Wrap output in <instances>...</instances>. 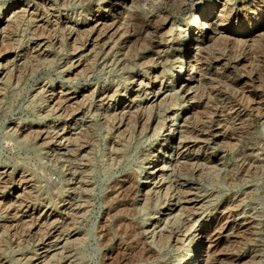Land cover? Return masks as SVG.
Masks as SVG:
<instances>
[{
	"label": "rangeland",
	"instance_id": "374dc122",
	"mask_svg": "<svg viewBox=\"0 0 264 264\" xmlns=\"http://www.w3.org/2000/svg\"><path fill=\"white\" fill-rule=\"evenodd\" d=\"M177 1L179 0H146L141 2V7L138 9L142 18L159 16L157 20L164 22V28L158 39L167 49L168 57H165L153 49L144 39L145 37L142 38L141 36L137 39L130 37L128 33L126 34L124 25L128 10L132 6L129 0H89L88 2L87 0H65L63 5H59L60 0H0V20L5 15L9 16L10 20H14L25 10L24 18L27 20L29 14L45 6L44 11L48 14V25L52 26L60 17L70 18V22H73L74 18L84 16L90 20L91 25L98 27L99 30L103 27L95 24L96 20L108 25L112 21L117 22L102 47H95L88 42H82L79 57L71 51L78 44L72 43L67 35L61 44L51 43L49 62L38 66L30 77H25L20 81H16L12 77L9 84L4 88L0 105V172L6 171L9 179L13 180L8 184L5 193H0V198L19 195L18 201L15 200L14 202H20L27 196V190L31 187L33 189L31 208L37 209L41 214L45 212L48 224L60 223L66 213L61 209V201L64 200L65 193L61 192L64 179L60 170V161L56 160L55 154L51 150H47L40 140H27L26 134L24 136L17 135L18 137L11 134V126L13 123H17L30 125L32 130L48 128L52 131L61 124L62 119L59 114L51 111V107H46L53 105L55 102L53 97L50 98L48 94L42 97L36 95V92L45 84L51 85L58 96L63 93L82 95L87 90L98 92L106 90L108 95L103 104L99 101L100 96H97L92 104V110L85 115L89 119L91 118V128L93 135H95L91 155H89L88 171L93 183L91 197L93 206L88 209L83 221L77 224L75 232L78 233L76 235L72 233L65 240L56 236L44 244H40L35 239L25 242L7 239L0 251V256L5 264H25V262L31 264V261L27 263L28 259H32V262L36 264H51L56 258L63 256L67 250H73L72 255H75V259L72 258L71 261L64 263L62 260L61 264H104L105 261L107 262L106 255L112 251H114L111 255L113 263L125 264L126 262H121L122 255H116L120 250V253L125 250L123 255H126V258L128 256L135 257L130 240L125 239L124 236L119 237L114 232L116 220L122 215L120 211H112L109 214L107 224L105 223L107 234L111 236L110 240L103 243L102 237L96 236V229L105 220V195L108 191L106 187L114 179L120 178L124 172L134 171L137 175L134 179L137 186L135 195L139 202L140 192H138V188L154 190V186L159 185L157 182L162 177L160 176V168L164 172L170 168L174 156L170 154L169 149H165V145L170 147L173 143L174 138L171 135L176 134L175 130L180 121H193L197 114V118L200 115V109L195 108L196 99H191L192 94L190 93L184 94L180 86L190 66L187 53L192 40H197L199 43L202 33L205 35L215 34L216 37L214 38L218 39L219 34L239 35L243 31L252 29L256 31V35L260 36H255L250 42L251 44L254 43L252 44L253 47L257 46L254 49H260L264 45V0H183L180 4ZM44 2L47 5H44ZM190 5H193L195 10L189 12L187 8ZM50 6L56 8L49 9ZM226 12L231 14L233 21L229 23L225 21L212 26L216 20L212 16L220 17ZM205 17H208L206 24H204ZM210 17L211 20H209ZM6 23L0 24L2 32L6 28ZM76 26L78 27V24ZM81 26L83 27L84 24H81L79 28L84 31L86 27L82 28ZM53 28H58V25ZM212 29L218 33L212 34ZM27 32H20L18 36L21 47L26 45ZM212 41L208 43H213ZM96 52H99L98 56L94 57ZM123 57L126 59V63L119 67L116 61ZM78 59L89 60V69L80 71L75 77L68 76L65 68L69 62L72 64ZM5 66V59H0V71H3ZM194 85L196 82H192L188 86ZM112 94L114 96L109 97ZM135 98L137 100L146 98L147 101L153 98V104L142 102L141 107L146 111H151L152 114L158 113L160 123L151 122L145 132L140 133L135 130L129 138L124 139L122 142L124 143L122 148L125 149L124 157L119 165H115L112 157L108 155L110 141L115 134L105 121L106 114L110 110L108 105H122L125 101ZM74 105L72 104V106ZM45 108L46 111H44ZM68 127L67 132L71 134L77 128L73 123ZM244 135L247 136L244 138V142L242 141L244 144L241 143L235 148L232 147L233 149L227 148V150L221 145L222 143L211 146L205 152L202 149L194 148L191 151L193 154L208 159L209 163L215 165L217 169L204 176L183 174L181 178L190 184L192 193L199 192L204 195L215 193L211 206L221 200H227L226 197L229 195L235 194L242 198L243 201L238 208L240 212L238 211L228 219L221 220L219 216H208L206 212L191 222L194 227L199 226L200 228L224 222L227 225H236L238 222H242L243 226L248 224L247 227L253 230V234L241 240L240 245L234 235H229L228 238L220 241L219 247L221 250L230 247L235 250L239 249L243 254V261L264 264V172L261 170L252 178L246 177V181L245 179L241 181L237 179V181L238 171L233 167L235 162L245 155L253 159L260 160L262 158V151L259 148L264 141V117H254L250 128ZM56 140L60 144L68 142L66 138H57ZM252 143V151H244L243 145L251 148ZM228 170L234 171L231 173L232 175L230 174L231 171L228 172ZM22 173L29 179L28 183H19L18 179ZM167 173L170 174V172ZM224 174H227L231 179L233 178L232 181L236 184L233 183L232 187L229 186L222 178ZM211 175L213 176L209 177ZM172 190L173 186L168 192ZM165 204L163 196L157 197L156 202L152 203L148 209L138 211L135 220L143 230L147 246L158 253L155 261L163 259L170 264H192L194 257L198 254L199 245L196 244L198 241L196 237H191L183 243L181 241L174 243L170 240L166 241L164 245H160L156 238L151 237L150 231L154 223L158 221L159 224L163 218L165 219L164 222L166 220L168 222L178 218L181 214V211L175 210L169 213L164 210ZM23 211L24 209L21 207L19 215L13 219L16 220L20 216H23V219H29L26 217L28 213ZM4 215V212L0 210V224L4 220L8 223L13 220ZM258 249L262 250L260 258H253L252 260L248 257ZM201 259L202 257H199V260ZM132 263L142 264L133 261Z\"/></svg>",
	"mask_w": 264,
	"mask_h": 264
},
{
	"label": "bare ground",
	"instance_id": "6f19581e",
	"mask_svg": "<svg viewBox=\"0 0 264 264\" xmlns=\"http://www.w3.org/2000/svg\"><path fill=\"white\" fill-rule=\"evenodd\" d=\"M129 1L132 6L128 10L127 20L124 25L126 34L128 33L130 37L137 39L141 36L142 38L145 37L144 39H146L153 49L159 54L168 57L167 49H165L158 39L164 28V22L157 20L159 16H148L149 18H142L140 16L138 9L141 7V2H145L146 0ZM182 1L179 0L177 2L180 4ZM64 2L65 0H60L59 5H63ZM44 5L47 4L44 2ZM55 8L49 7V9ZM44 9L45 6L33 11L28 15L27 20L24 18L26 10L15 19L13 18L14 20H10V17L6 15L0 20V24L7 22L3 32L0 30V59H5L6 61L5 68H3V71H0V105L2 103L4 88L9 84L12 77L16 81L30 77L38 66L50 61L51 51L49 47H51V43L59 45L67 35L70 37L72 43L78 44L71 51L79 57L81 55L82 42L84 43L85 41L95 47H102L108 34L117 25V22L114 21L108 25L96 20L95 24L102 25L103 27V29L100 28L101 30H99L98 27L90 24V20L87 17L82 16L74 18L73 22H70V18L60 17L52 26L48 25V14ZM187 10L191 12L195 10V7L190 5ZM207 18L205 17L204 24H206ZM212 18H216L212 26L225 21L227 23L233 21L229 12L224 13L220 17L212 16ZM209 20H211V17ZM76 24H78V27ZM81 24H84L86 27L84 31L79 29ZM56 25H58V28L54 29L53 27ZM71 25H74V27H71ZM24 31H28V37L26 36V45L21 47L18 36L20 32ZM211 32L212 34L218 33L214 29ZM255 33L256 31L250 29L249 31H243L239 35L230 33L219 34L217 36L218 39L214 38L216 37L215 34L205 35V33H202L199 43L197 40H192L191 47L187 53L190 66L180 86L184 94L190 93L192 94L191 99H196L195 108L200 109H198L200 115L197 118V114L196 118L192 119L193 121H180L178 128L175 130L176 134L171 135L174 138L173 143L170 147L165 145V149H169L170 154L174 156L170 168H167L165 172L160 168V176L162 177L157 182L159 185L154 186V190L138 188V192H140L139 202L135 195L137 186L134 179L137 175L134 171L124 172L120 178L114 179L106 187L108 191L105 195V220L96 229V236L102 237L103 243L109 241L111 236L107 234V226L105 225L109 220V214L112 211L116 212V210L122 213L116 220L114 232L119 237L124 236L125 239L130 240L135 252L134 258L131 256L126 258V255H123L125 250L120 253V249L118 252L115 249L116 255H122V263L133 264V261L135 263L141 262L142 264L153 262V264H170L163 259L155 261L158 253L147 246L143 230L135 220L138 211L148 209L152 203L156 202L157 197L161 196H163V201L166 202L164 210L169 213L175 210L177 212L181 211V214L178 218H174L168 222L167 220L164 222L165 219L163 218L159 224L157 221L153 224V227L151 226V237L156 238L160 245H164L166 241L170 240L174 243L178 241L183 243L191 237H196L198 240L196 244L199 245L198 254L194 257L192 264H256V262H250L249 259L260 258L261 249H258L256 252L253 251L248 256L250 257L248 263L243 261L241 250L231 249V247L221 250L219 247L220 241L228 238L229 235H234L238 240L237 243L240 245L241 240L253 234V230L247 227L248 224L247 226H243L242 222H238L236 225H227L224 222L200 228L199 226L194 227L191 222L200 218L206 212L208 216H219L221 220L228 219L238 213V208L243 201L242 198L235 194L229 195L226 197L227 200H221L211 206L215 193L211 195H204L199 192L192 193L190 184L187 180L181 178L183 174L204 176L208 172L217 169L215 165L209 163L208 159L193 154L191 151L194 148L202 149L205 152L211 146L218 143H222L221 145L226 149L235 148V146H239L244 142V138L247 137L244 134L250 128L254 117H264V45L260 49H254L257 46L253 47L252 44L254 43L251 44L250 42H252L251 40L255 36H258ZM211 41L213 43L209 44L208 42ZM98 53L96 52L94 57H97ZM116 63L119 67L124 66L126 59L124 57L120 58ZM88 69L89 60L78 59L72 64L69 62L65 68V72H67L68 76L75 77L80 71H87ZM192 82H196V85L188 86ZM1 86L3 87L1 88ZM85 92L83 94L86 95L63 93L58 96L51 85L45 84L36 92V95L42 97L48 94L50 98L53 97V101H55L53 105L46 107H51V111L59 114L62 119L61 124L52 131L48 128L32 130L30 125L12 124L10 129L12 131L11 134L16 136H24L26 134L25 138L27 140H40L47 150H51L55 154L56 160L60 161V170L64 179L61 192L65 193L64 200L61 201V209L66 213L60 223L48 224L45 212L41 214L37 209L31 208V193L33 192L31 187L27 190V196L21 199L20 202H14L15 200L18 201L19 195L1 197L0 210L4 212L6 218H16L19 215V209L22 207L24 209L23 212L28 213L26 217L29 219L26 220L23 219V216H20L16 220H11L10 223L4 220L0 224V251L7 239L15 242H25L35 239L40 244H44L56 236L59 239L65 240L72 233L76 235L78 233L75 232L77 224L83 221L88 209L93 206L91 203L93 183L88 171L89 155H91L95 135H93L94 133L91 128V118L89 119L85 115L92 110V104L97 96H100L99 101L103 104L108 95L106 90H100L99 92L87 90ZM114 94L109 97H113ZM142 102L153 104L154 101L153 98L149 101L146 98L140 100L135 98L125 101L122 105H108V108L110 106V110L106 114L105 121L109 124V128L115 132L110 141L111 154L109 152L108 155L112 157L111 159H113L115 165H119L124 157L125 149L122 148L124 139L129 138L135 130L140 133L145 132L151 122L160 123L159 114H152L151 111L143 109L141 107ZM72 104L75 105L72 106ZM133 108L135 109L132 110ZM44 111H46V108ZM72 123L77 126L73 134L67 132V127ZM57 138H66L68 142L66 144L57 143ZM251 145V148L243 145L244 151H252L253 143ZM259 150L262 151V158L260 160L249 158L245 155L235 162V166L233 167L238 171L236 180L239 179L241 181L245 179L246 181V177L252 178V176L258 174L261 170L264 172V141ZM167 172H170V174ZM216 172L218 173L217 170ZM233 172L231 171L230 174ZM23 173L20 175L18 181L19 183H28L29 179ZM227 174H224L222 178L231 186L235 182ZM7 175L6 171L0 172L1 194L5 193L8 184L13 180H10ZM172 186L173 190L168 192ZM42 224L45 225L43 226ZM168 228L169 231H167ZM72 251H65L63 256H59L51 264H61L62 260L63 263L71 261L75 257V255H72ZM113 252L109 255L105 254L107 262L105 261L104 264H114L111 257ZM201 252L203 253L200 255ZM199 257H202V259L199 260ZM30 261L31 264H36L32 262V259H28L27 263ZM0 264H5L1 256Z\"/></svg>",
	"mask_w": 264,
	"mask_h": 264
}]
</instances>
